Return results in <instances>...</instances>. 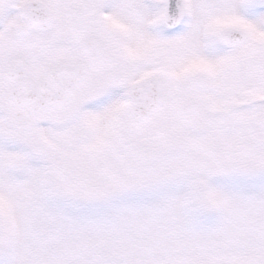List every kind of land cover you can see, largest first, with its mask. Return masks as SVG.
<instances>
[{"label": "snow or ice", "instance_id": "snow-or-ice-1", "mask_svg": "<svg viewBox=\"0 0 264 264\" xmlns=\"http://www.w3.org/2000/svg\"><path fill=\"white\" fill-rule=\"evenodd\" d=\"M0 264H264V0H0Z\"/></svg>", "mask_w": 264, "mask_h": 264}]
</instances>
